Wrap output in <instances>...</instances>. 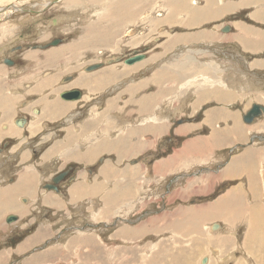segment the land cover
<instances>
[{
  "label": "crops",
  "instance_id": "1",
  "mask_svg": "<svg viewBox=\"0 0 264 264\" xmlns=\"http://www.w3.org/2000/svg\"><path fill=\"white\" fill-rule=\"evenodd\" d=\"M156 2L163 29L178 31L161 58L126 68L87 71L97 62L81 64L85 44L26 48L0 31V264H188V251L202 264L203 225L217 231L216 221L230 232L214 247L229 249L241 226L245 252L247 236L264 241V116L244 121L264 106V0ZM72 90L77 99L63 98ZM144 184L151 204L165 188L167 209L147 211L145 230L112 231L110 256L95 224L137 210ZM188 219L201 228L188 231Z\"/></svg>",
  "mask_w": 264,
  "mask_h": 264
},
{
  "label": "rangeland",
  "instance_id": "2",
  "mask_svg": "<svg viewBox=\"0 0 264 264\" xmlns=\"http://www.w3.org/2000/svg\"><path fill=\"white\" fill-rule=\"evenodd\" d=\"M134 1L135 2L132 0H78L77 3H74V0H0V8H3V10H0L3 11L0 12V25L7 26L3 27L0 31L5 37L9 34L10 37L12 35L20 34L21 37L14 39L15 44L19 43L21 46L24 45L26 48H30V46L36 44L37 40L48 41V43H50L53 39L60 38L61 42H80V44H85L86 47H91V49L85 47L84 49L78 51V54L84 58L81 62L82 65H85L88 61H90L97 63L102 62L103 66L111 65L113 68H126L130 67L129 65L131 64H127L125 60L129 56H133L135 53H146L150 56H158L161 58L163 54L162 43L170 40L174 35H176V31H178L177 29H163V25H161L159 18H156L161 16L163 13L160 4H157L156 2L158 0ZM131 4L141 5V9L137 11V14L132 13L134 12V8L131 9ZM17 7L20 8L16 9ZM121 8L123 10L122 13L120 11ZM132 15L134 16L133 18ZM118 16L121 17V20L114 19ZM135 16L138 17L136 20L121 23L125 20H130L131 18L134 19L136 18ZM8 28H10V31ZM22 29L24 30L22 31ZM25 33L29 36V38L27 41L22 43V37H24L22 34L25 35ZM37 44L39 45L40 43ZM3 45L0 48V56L7 53L8 50L7 46ZM61 46L62 45L59 46L60 49L63 48ZM173 52L178 54H174ZM173 52L171 57H168L167 55V62H169L168 60L170 58L173 62H178L179 56L182 55L180 53L181 48L179 50L175 49ZM182 52H184V50H182ZM160 63H162V61ZM202 112L203 110H199L195 117L198 119L201 118L203 114ZM163 148L164 146H162V142L159 143L157 152L159 155L162 154ZM143 160L145 161V159ZM144 188V203H142L137 210H133L132 213H122L123 215L120 214L122 216L119 215L113 219H108L105 223L102 222L95 224L97 225V229H100L102 232L101 236L108 245L107 254L110 256L114 255L111 248H109V246L113 243L109 241L112 239L115 240L114 237H112L114 236V233L111 234L112 231L123 227L135 228L136 226L145 230L147 211L167 209L166 206H163L161 193L165 188H155L154 197H156L157 194L161 195L157 196L152 204L147 203L148 201H146V199L154 191L150 188L149 184H144ZM204 201L207 202L205 199L200 200V202ZM178 203L179 202L173 201L170 205H175L177 208L181 205L184 207L190 205L189 202H180L181 205ZM234 215L235 212L231 216ZM257 216H260L259 212L257 213ZM192 220L193 219L187 220V229L188 227L190 229H200L202 225L199 220L198 223L197 221ZM252 220L253 230L258 233L261 224L259 220ZM252 220L249 222V230L250 225H252ZM215 223L220 224L217 221ZM162 224H164V222H162ZM205 224L203 227L205 226V230L209 235L208 237H201L204 244L202 250L196 253L201 255L203 260H207L202 264H264V241L261 238H256L253 235L251 237L247 236L245 239L247 252L244 251L242 234L244 233V230H246V227L241 226L239 228V236L236 238L233 237V239H237L236 242H234L233 245H230L229 249L224 250L214 247L211 237L217 240V238H220V236L215 235L217 231L220 233H228L230 230L224 228L223 224H220V228L218 226L219 230L217 229V231L213 229L209 230L210 225L206 222ZM88 227L89 229L91 228L90 226ZM190 229H188V231H190ZM4 233H6V230L2 231L0 235ZM233 239L228 236L224 238L222 237V243L224 245H228L233 242ZM142 242L143 240H140L138 243ZM220 242L221 241H219V243ZM258 242H262V245H259ZM4 243H8V240L3 242V244ZM207 250L210 251L206 253ZM191 254L192 252H187L186 261L188 264L190 263ZM144 255L146 257L145 253ZM198 260H200V257H198ZM12 264H18L17 258H15V262H12Z\"/></svg>",
  "mask_w": 264,
  "mask_h": 264
},
{
  "label": "water",
  "instance_id": "3",
  "mask_svg": "<svg viewBox=\"0 0 264 264\" xmlns=\"http://www.w3.org/2000/svg\"><path fill=\"white\" fill-rule=\"evenodd\" d=\"M61 41L60 38L58 39H55L53 41L50 42L51 45H56L58 44L59 42ZM145 57V54L144 53H136L134 54L133 56H129L125 62L127 64H134L135 62L137 61H140L142 60L143 58ZM112 61V60H110ZM103 66V63L100 62V63H96V64H93V65H90L88 67H86V70L87 71H92V70H95L99 67ZM80 95V92L77 91V90H72V91H69V92H65L64 95H63V98L65 99H77ZM264 115V106L260 105V104H254L252 106V108L244 115V121L247 122V123H251L254 119H256L257 117H260ZM19 124L21 125L22 124V120L19 121ZM66 175V172L58 175L56 178L53 179V185H49V188H54L56 190L57 189V184L65 177ZM16 217L15 216H11L10 217V220H15Z\"/></svg>",
  "mask_w": 264,
  "mask_h": 264
},
{
  "label": "bare ground",
  "instance_id": "4",
  "mask_svg": "<svg viewBox=\"0 0 264 264\" xmlns=\"http://www.w3.org/2000/svg\"><path fill=\"white\" fill-rule=\"evenodd\" d=\"M93 1V0H92ZM97 1H99V0H97ZM124 1H126V0H124ZM133 2H135L134 0H132ZM78 2V0H74V3H77ZM100 2H102V1H100ZM131 2V1H130ZM68 3H70V2H68ZM137 3V2H136ZM135 3V4H136ZM125 4V3H124ZM133 4V3H132ZM131 4V5H132ZM124 6V5H123ZM133 6V5H132ZM137 6H138V4H137ZM113 7V6H112ZM115 7V6H114ZM20 7H17L16 9H19ZM126 8V7H125ZM128 8V7H127ZM111 9V8H110ZM132 9V8H131ZM130 9V10H131ZM0 10H3V8L1 9L0 8ZM127 10H129V9H127ZM174 10V9H173ZM121 13L123 12V10H122V8H121ZM133 11H134V9H133ZM181 11V10H180ZM0 12H3V11H0ZM5 12V11H4ZM125 12V11H124ZM132 12V11H131ZM7 13V12H6ZM130 13V12H129ZM133 13V12H132ZM125 16V15H124ZM126 17V16H125ZM128 17V16H127ZM114 19H116V20H121V17L120 16H118V17H116V18H114ZM123 19V18H122ZM55 22V21H54ZM6 24V23H5ZM7 24H9V23H7ZM13 27V26H12ZM4 46V45H3ZM40 47V46H39ZM44 47V45H42L40 48H43ZM132 65V64H131ZM134 65V64H133ZM158 74V73H157ZM205 90V89H204ZM263 102V101H262ZM261 105V104H260ZM148 141V140H147ZM92 152V151H91ZM180 162V161H179ZM263 162V161H262ZM235 169V168H234ZM233 174V173H232ZM231 175V174H230ZM240 185V184H239ZM232 195V194H231ZM228 196V195H227ZM243 201V200H242ZM178 202V201H177ZM238 209V208H237ZM239 211V210H238ZM238 211H237V213H238ZM168 217V216H167ZM225 219V218H224ZM202 224V223H201ZM205 224V223H204ZM218 226H220L219 224H214L213 225V227L214 228H218ZM211 229V228H210ZM150 232V231H149ZM153 247V246H152ZM242 247V246H241ZM206 248V247H205ZM191 250V249H190ZM208 251V250H207ZM166 255V254H165ZM214 258V257H213ZM229 258V257H228ZM234 258H236V257H234ZM237 259V258H236ZM227 260V259H226ZM84 261V260H83ZM207 260H203V262L202 263H205ZM211 261V260H210ZM213 263V262H212ZM223 263H225V262H223Z\"/></svg>",
  "mask_w": 264,
  "mask_h": 264
},
{
  "label": "flooded vegetation",
  "instance_id": "5",
  "mask_svg": "<svg viewBox=\"0 0 264 264\" xmlns=\"http://www.w3.org/2000/svg\"><path fill=\"white\" fill-rule=\"evenodd\" d=\"M56 39H58V38H56ZM55 40V39H54Z\"/></svg>",
  "mask_w": 264,
  "mask_h": 264
}]
</instances>
